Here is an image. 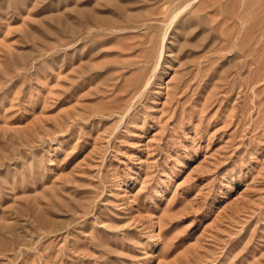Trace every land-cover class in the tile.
<instances>
[{
  "label": "rangeland",
  "instance_id": "374dc122",
  "mask_svg": "<svg viewBox=\"0 0 264 264\" xmlns=\"http://www.w3.org/2000/svg\"><path fill=\"white\" fill-rule=\"evenodd\" d=\"M0 264H264V0H0Z\"/></svg>",
  "mask_w": 264,
  "mask_h": 264
}]
</instances>
